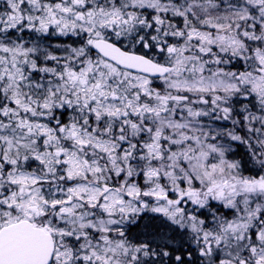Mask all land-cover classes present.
Masks as SVG:
<instances>
[{
  "label": "snow or ice",
  "instance_id": "1",
  "mask_svg": "<svg viewBox=\"0 0 264 264\" xmlns=\"http://www.w3.org/2000/svg\"><path fill=\"white\" fill-rule=\"evenodd\" d=\"M0 264H264V0H0Z\"/></svg>",
  "mask_w": 264,
  "mask_h": 264
}]
</instances>
